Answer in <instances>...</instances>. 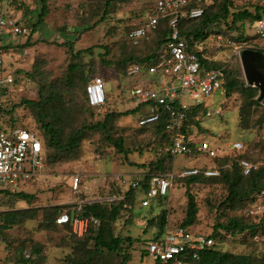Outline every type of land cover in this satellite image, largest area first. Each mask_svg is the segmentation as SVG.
<instances>
[{"label": "rangeland", "instance_id": "374dc122", "mask_svg": "<svg viewBox=\"0 0 264 264\" xmlns=\"http://www.w3.org/2000/svg\"><path fill=\"white\" fill-rule=\"evenodd\" d=\"M153 2L154 0H115L105 20L99 21L93 29L82 33L72 32V26L75 28L85 22L92 24L100 20L105 10V0H48L49 14L45 18V23L37 32L27 38L15 40V44L11 46L21 55L24 49L27 50L26 58L16 61L15 56L11 59L6 51L7 62H12V68L22 71L16 72L18 74L16 84L5 102L6 113L2 114V118L7 122L3 123L28 126L37 124L33 109L21 102L23 99L38 100L41 86L50 83H54V87L63 91V101L70 106V112L64 115L66 135L72 129L103 120L108 112H124L136 108L138 104L131 98L130 91L137 80L126 75L124 67L118 62L132 54L142 56L141 49L131 48L128 44L127 33L130 27L143 23L146 11ZM259 2L264 0H234V6L236 9L240 6H249L253 9ZM41 4V0H36L34 3L38 6V10ZM28 18L27 23L32 27L38 20L37 11L30 13ZM64 26H67L68 30H62ZM69 42L74 43L75 51L94 47L91 51L85 52L81 58H75L70 51ZM106 47L110 49L108 55L104 54ZM233 58L231 70H237L236 75L245 80L239 56ZM104 60L112 64H106ZM76 62L87 65L82 71L88 78L91 79L95 75L104 78L108 100L102 110L89 107L81 81H78L81 84L70 90V84L67 83L68 66ZM78 74V72L73 73L71 77L76 79ZM222 98V91L209 98L208 105L218 104L223 114L216 118H204V128L216 137L222 135L216 144L224 145L226 139L229 141L238 139L244 142L245 150L242 156L256 165V170L259 169L264 166L263 110L253 107L250 119L245 126H241L242 96L233 93L226 106L220 101ZM72 100L76 103L72 104ZM190 102L191 99L186 96L184 103ZM141 114L140 105L135 113L115 119L114 127L111 128V134L115 138L123 136L125 147L131 151L128 158L136 162V165L128 163L125 154L119 152L107 140H103L104 135L101 133L83 139L80 144V154L75 160L64 163L60 160L56 162L47 160L46 166L41 169L42 174L36 177V180L24 185L25 191L34 196L32 203L21 200L13 207L36 208L37 216L5 230L0 229V264H69L65 261V257L73 253L76 239L68 228L58 225L57 222V225L49 226L48 221L43 217L44 209H48L51 215L55 211L54 207L60 206L57 210L58 214L65 210L76 214L80 205L83 207L88 202L110 201L116 196H123L118 183L114 180L115 175L142 171V163L148 164L159 151L165 150V143L159 132H155L153 128H138ZM211 140L214 142L215 138ZM54 152L53 149L47 150L48 155ZM170 163L173 165L172 171L175 172L195 165L198 167L205 164L217 167L221 165L208 158H196L193 153L177 155ZM75 176L80 177L77 187L74 185ZM192 190L200 206L199 217L193 230L210 234L218 217L215 209L214 211L208 209L204 199L208 198L210 202L215 203L225 197L226 191L221 184H202L193 187ZM185 191L184 182L178 179L171 189V202L166 201L163 204L164 207H170L168 221L171 226L178 225L182 221L184 213L179 209V205L187 201ZM142 196L143 194L138 192L137 199L133 203L131 201L127 203V210L121 212L114 225L116 234L124 238L130 236L133 239L130 244L128 241L124 242L126 249L124 252L130 256L127 264H142L145 256H142V253L146 251V242L157 236V231L153 234V228L148 225L147 219L157 216L162 206H157L154 200L152 206H142ZM215 199L216 201H213ZM251 203L250 197L234 202L225 210L222 221L227 222L237 217L244 223L253 225L256 232L253 233L249 229L236 235L224 234L218 238L220 250L251 253L255 256L264 251L262 217L264 206L261 210L262 214L254 216L249 213ZM2 204L3 201L0 199V224L4 222L3 213L10 210ZM130 215L134 217L132 222H128ZM85 232L82 235L75 233L82 237ZM22 255H26L24 256L26 258L30 255L29 261H23ZM121 259L122 255L115 256L107 264H119Z\"/></svg>", "mask_w": 264, "mask_h": 264}, {"label": "trees", "instance_id": "16d2710c", "mask_svg": "<svg viewBox=\"0 0 264 264\" xmlns=\"http://www.w3.org/2000/svg\"><path fill=\"white\" fill-rule=\"evenodd\" d=\"M114 1L115 0H105V10L100 20L92 24L85 22V24L77 26L79 28H74V26H72L73 30L71 31L84 33L93 29L99 21L105 20L106 15L110 13L109 9ZM35 2L36 0H23V6L19 9L27 25V21L29 19L28 15L37 11L38 20L33 23L32 27L28 25L31 28V34L39 30V27L45 23V18L49 14V8L47 6L48 0H41L42 4L39 10L37 8L38 6L34 5ZM154 3L155 0L153 5L148 8V10L153 8ZM262 17H264V2H259L253 9L249 6H240V8L236 9L234 6V0H214L211 5L206 7L205 13L202 17L181 21L179 28L182 36L190 43L191 46H194L196 43L202 41L213 42L217 34L224 33L226 37L232 39L242 48H252L264 52L263 41L252 34L250 29V24L254 20ZM143 23L130 27L129 31ZM61 29L68 30V27L64 26ZM170 31L171 28L169 27L167 21L162 20L158 29L152 33L149 41L142 42L139 45H134L127 38V42L131 48L142 50V56L132 54L118 62L121 67H124L126 75L127 68L131 63L150 61L156 58L160 47L166 42ZM24 45L26 46V43ZM93 47L94 46L75 51L74 43L69 42L70 51L75 58H81L85 52L91 51ZM222 49L224 48L216 46L211 53L217 54ZM109 52V47H106L104 54L108 55ZM201 58L202 62L205 63L208 68L215 67L224 69L225 106L233 93H239L242 96V106L240 108L241 126H245V123L250 119L253 107H259L264 112V103L258 99L259 89L246 84L244 79H240L236 75L237 70H231V63L234 58L231 61L224 57L216 61L207 60L202 57V55ZM103 59H105L104 55ZM104 62L106 64H112V62L107 60H104ZM86 66L87 65L82 62L71 63L68 66L69 76L67 78V83L68 85L70 84V90L81 84L78 83V81H81L86 93V86L92 79L88 78V76H86L82 71V69ZM19 71L22 70L19 69L18 72ZM77 72L79 74L76 75V79L71 77V74H76ZM75 103L76 101L72 100V104ZM21 104L29 106L33 109L34 118L38 126L37 124L34 126H25L36 131L41 136L46 153V163L48 159L55 162L60 160L62 163L75 160L80 154V144L83 139L89 135L101 133L104 135L102 138L103 140H107L119 152L125 154L128 159V163L136 165V162L128 158L131 151L125 147L123 136L115 138L114 135L111 134V128L114 127L113 122L115 119L135 113L140 107L139 105L134 109L126 110L124 112H108L103 120L94 124L84 125L82 127L72 129L66 135V122L64 120V115L70 112V106L63 101V91L54 87V83L41 86L38 100L23 99ZM88 105L91 109H95L90 106L89 102ZM4 112L6 113V110H4L2 114H4ZM166 120V116L162 115V117L153 124L143 126L138 124V128H153L155 132H159L164 140L165 148L169 145L171 137L170 132L166 129ZM5 121L7 122V120ZM201 130L205 131L206 129L201 127ZM191 145L193 146V144ZM48 148L53 149L55 152L48 155ZM243 153L244 151L242 153L218 156L214 158H209L202 153H194L196 158H208L211 161L221 164H218L219 169H221V174L219 176H206L203 173H198L185 178H179L176 176L173 180L172 187L178 179L183 181L186 186L184 195L187 198V201L185 204L179 205V209L182 213H184V216L181 223L178 225L171 226L168 221L170 215L169 213H171L170 207H164L163 204L166 201L171 202V187L166 195L159 196L154 200L157 206H162L160 213L157 216L147 219L148 225L153 228V234L157 231V236L152 239H159L168 231V229H174L177 227L194 231L193 226H195L194 224L197 221V217H199L200 206L197 196L193 192L192 188L202 184H221L226 191L225 197H223L220 201H216V199L213 200L216 201L215 203L210 202L208 198L204 199L205 203L208 204V209L213 211L215 209L218 217V221L214 225L212 233H204L213 237L216 240V245L213 248L198 251V256L196 258L193 257V252H187L179 255L178 259L187 261L191 264H264V251H261L258 256H255L251 253L222 251L218 247V238L222 237L224 234L230 233L232 235H236L249 229H251L253 233L256 232L253 225H248L237 217L231 218L227 222L224 220V222L222 221V218L225 217V210L229 208L230 205L234 202L243 201L245 198L250 197L252 206L256 203L264 206V196L259 197L260 192L264 190V166H261L257 170L254 169L250 174L245 175L240 166L241 159H247L242 156ZM173 158L174 156L169 151L162 149L148 164L142 163L143 171H141V173L144 174V180L142 182L141 189L129 188L125 190L119 186L121 192H123V196H116L114 200H107L108 202L95 201L84 204L81 216L84 218H97L100 223L99 225H95L91 222L82 237L78 236L73 231V225L71 222L61 225L57 223L60 226L68 228L73 237L76 239L73 253L68 254L65 257V261L69 264H107L113 257L122 255V259L119 264H127L130 260V256L124 252L126 250L124 248V242L128 241L130 244L133 239L130 236L124 238L123 236L116 234L114 229L115 222L118 220L121 212L123 210H127V203L130 201L133 203L135 199H137L138 192H141L143 195L145 194V191L148 188L149 176L153 174H166L172 171L173 165H171L170 161H172ZM193 167L198 166L195 165ZM202 167L217 166H208L205 164ZM34 180H36V178H34ZM0 195L2 196L0 198L3 201L2 205L10 208V210L3 213L4 222L3 224H0L1 230H5L20 223L21 221L34 219L37 216L36 208H13L14 205L21 200H24L29 204L32 203L34 196L27 193L25 190H19L12 193L8 190L0 189ZM150 206H152V203L148 207ZM59 208L60 206H55V211L53 214L51 213V215L48 209H44L43 217L46 221H48L49 226L57 225L55 219L60 214L57 213ZM70 215L71 217L75 216L74 213H70ZM262 217L264 224V214ZM133 218V215H130L128 217V222H132ZM149 241L146 242V251H143L142 256L148 254ZM24 256L26 255H22L21 259L28 262L30 255L28 258ZM154 264L176 263L175 260L172 259L167 263H162L157 260Z\"/></svg>", "mask_w": 264, "mask_h": 264}, {"label": "built area", "instance_id": "2783aa9c", "mask_svg": "<svg viewBox=\"0 0 264 264\" xmlns=\"http://www.w3.org/2000/svg\"><path fill=\"white\" fill-rule=\"evenodd\" d=\"M213 2L214 0H155L153 8L146 11L144 23L127 33V38L134 45H139L150 40L162 20H166L171 28L157 57L150 61L131 63L127 68V75L137 80L131 87V98L138 105L147 107V112L140 115L138 124L140 126L153 124L165 115L166 129L171 134L165 150L174 157L202 153L214 158L242 153L245 150V144L241 140L226 139L224 145L216 144L222 135L216 137L208 130H201L202 126L204 128V118H216L223 114L218 104L208 105L209 98L221 91L222 95L225 94L224 69L208 68L202 62L201 55L207 60L216 61L224 57L231 61L233 57L239 56L242 48L224 33L217 34L213 42L202 41L194 46L182 36L180 22L202 17L206 7ZM22 6L23 0H0V189L12 193L20 189L25 190L24 185L41 175V169L46 166V153L41 136L23 124L5 125L2 118L5 102L18 76L16 74L18 70L12 68V62L6 60V51L11 59L15 56L16 61L26 58L28 54L25 49L21 55L12 48L15 40L27 38L31 34V28L25 23L19 11ZM250 27L251 33L264 43V17L254 20ZM216 46L224 49L212 54L211 51ZM105 84L104 78L97 75L93 76L86 86L88 102L97 110H102L107 105ZM186 96L191 99L190 103H184ZM213 137L214 142L211 140ZM240 166L245 175L257 168L245 158L241 159ZM198 173L219 176L221 171L218 167L201 166L185 167L180 171L173 170L166 174H153L148 178V188L141 198V205L149 206L152 200L166 195L176 176L185 178ZM114 180L125 190L141 189L144 174L141 172L117 174ZM79 181L80 177L75 176L76 187ZM259 195L263 197L264 190ZM262 208V205L256 203L249 213L258 216L262 214ZM81 211L80 205L75 216L71 217L69 211L65 210L57 216L56 222L60 225L71 222L74 232L79 235L87 230L91 222L99 225L97 218H84ZM215 245L216 240L209 235L177 227L168 229L159 239L150 240L148 256L154 262L158 260L167 263L174 259L176 264H191L178 259L179 255L193 252V257L196 258L198 251L213 248Z\"/></svg>", "mask_w": 264, "mask_h": 264}, {"label": "water", "instance_id": "95a60500", "mask_svg": "<svg viewBox=\"0 0 264 264\" xmlns=\"http://www.w3.org/2000/svg\"><path fill=\"white\" fill-rule=\"evenodd\" d=\"M239 59L246 83L258 88V99L264 101V52L252 48H241Z\"/></svg>", "mask_w": 264, "mask_h": 264}, {"label": "crops", "instance_id": "0c3cea01", "mask_svg": "<svg viewBox=\"0 0 264 264\" xmlns=\"http://www.w3.org/2000/svg\"><path fill=\"white\" fill-rule=\"evenodd\" d=\"M141 106H142V115H143L147 112V107L145 105H141ZM142 171H143V169H142ZM139 172H141V171L132 172V173H139ZM143 258H144V262H142V264H154L153 259L151 257H149L148 254H146Z\"/></svg>", "mask_w": 264, "mask_h": 264}, {"label": "bare ground", "instance_id": "6f19581e", "mask_svg": "<svg viewBox=\"0 0 264 264\" xmlns=\"http://www.w3.org/2000/svg\"><path fill=\"white\" fill-rule=\"evenodd\" d=\"M246 48V47H245ZM246 82V81H245ZM247 84V83H246ZM259 96V95H258ZM222 99H225V94L223 95V98ZM222 99H220V101H222L223 102V104H225V100H222ZM263 103H264V101H262ZM21 190V189H20ZM19 191V190H18Z\"/></svg>", "mask_w": 264, "mask_h": 264}]
</instances>
